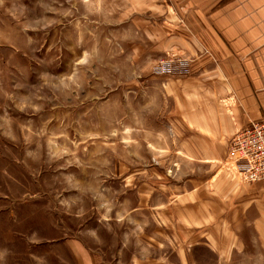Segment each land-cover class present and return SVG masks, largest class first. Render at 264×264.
I'll use <instances>...</instances> for the list:
<instances>
[{"label": "rangeland", "instance_id": "rangeland-1", "mask_svg": "<svg viewBox=\"0 0 264 264\" xmlns=\"http://www.w3.org/2000/svg\"><path fill=\"white\" fill-rule=\"evenodd\" d=\"M149 1L0 0V264H29L35 247L66 264L74 243L91 264L136 247L162 264H264L249 229L191 248L186 193L213 171L177 152L165 86L193 59L183 22ZM227 160L217 173L244 184Z\"/></svg>", "mask_w": 264, "mask_h": 264}, {"label": "crops", "instance_id": "crops-1", "mask_svg": "<svg viewBox=\"0 0 264 264\" xmlns=\"http://www.w3.org/2000/svg\"><path fill=\"white\" fill-rule=\"evenodd\" d=\"M149 3H153L150 7L164 11L167 21L180 25L183 22L179 42L193 59L185 68L184 73L189 74H181L165 86L172 95L168 100L172 107L171 131L179 138L177 152L208 165L213 171L186 193L187 200L191 195V201L198 207L194 213L186 214L195 218L200 233V240L191 248L205 245L217 252L219 239L207 234L220 233V229L235 236L249 232L248 229L254 235H264V180L243 184L229 180L227 174L221 177L220 171L217 173L219 162H229L231 139L238 129L251 121L264 120V0H150ZM67 251L71 257L66 264H74L77 254L83 264L92 263L83 245L74 243L67 246ZM21 254L29 264H44V253L37 252L36 247L34 252L25 249ZM45 255L51 261L47 264H59L57 252L54 256L48 252ZM139 255L137 247L131 248L123 264L165 261L163 256ZM189 256L185 252L182 258L189 261Z\"/></svg>", "mask_w": 264, "mask_h": 264}, {"label": "built area", "instance_id": "built-area-1", "mask_svg": "<svg viewBox=\"0 0 264 264\" xmlns=\"http://www.w3.org/2000/svg\"><path fill=\"white\" fill-rule=\"evenodd\" d=\"M233 174L244 183L264 180V120L238 129L230 144Z\"/></svg>", "mask_w": 264, "mask_h": 264}]
</instances>
